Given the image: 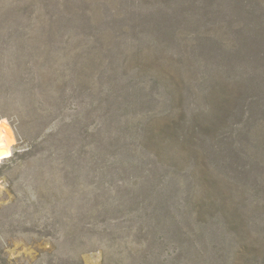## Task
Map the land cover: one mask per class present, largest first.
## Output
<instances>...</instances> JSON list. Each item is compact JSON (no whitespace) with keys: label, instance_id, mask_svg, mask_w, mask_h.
Here are the masks:
<instances>
[{"label":"rangeland","instance_id":"obj_1","mask_svg":"<svg viewBox=\"0 0 264 264\" xmlns=\"http://www.w3.org/2000/svg\"><path fill=\"white\" fill-rule=\"evenodd\" d=\"M243 1L0 0V264H264Z\"/></svg>","mask_w":264,"mask_h":264},{"label":"trees","instance_id":"obj_2","mask_svg":"<svg viewBox=\"0 0 264 264\" xmlns=\"http://www.w3.org/2000/svg\"><path fill=\"white\" fill-rule=\"evenodd\" d=\"M251 1H253V0H251ZM0 67H2V66L0 65ZM1 69L2 68H0V99L3 98V97H5V94L7 93V91H6V85H5V82H4L5 76L3 75ZM0 110H2V109H0ZM0 116H2V117L3 116L8 117V115H6L4 113H1V112H0ZM30 151H31V148L30 147L24 148V149H22V151L16 150L14 152V154L10 158H8V161H10L11 163H18L22 159L28 157L29 154H30Z\"/></svg>","mask_w":264,"mask_h":264},{"label":"bare ground","instance_id":"obj_3","mask_svg":"<svg viewBox=\"0 0 264 264\" xmlns=\"http://www.w3.org/2000/svg\"><path fill=\"white\" fill-rule=\"evenodd\" d=\"M10 152V148L8 145L7 135L4 131H0V159L2 157H6Z\"/></svg>","mask_w":264,"mask_h":264},{"label":"water","instance_id":"obj_4","mask_svg":"<svg viewBox=\"0 0 264 264\" xmlns=\"http://www.w3.org/2000/svg\"><path fill=\"white\" fill-rule=\"evenodd\" d=\"M10 156H11V154H10ZM10 156H9V157H10ZM9 157H7V158H9Z\"/></svg>","mask_w":264,"mask_h":264}]
</instances>
